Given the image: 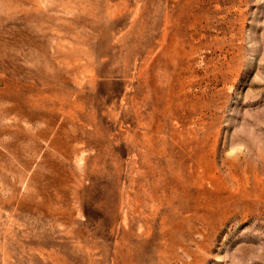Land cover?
<instances>
[{
    "label": "rangeland",
    "instance_id": "1",
    "mask_svg": "<svg viewBox=\"0 0 264 264\" xmlns=\"http://www.w3.org/2000/svg\"><path fill=\"white\" fill-rule=\"evenodd\" d=\"M0 264H264V0H0Z\"/></svg>",
    "mask_w": 264,
    "mask_h": 264
}]
</instances>
